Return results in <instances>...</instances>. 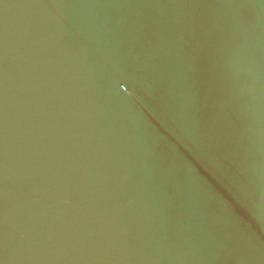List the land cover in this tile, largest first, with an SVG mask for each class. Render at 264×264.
Wrapping results in <instances>:
<instances>
[{
	"label": "water",
	"instance_id": "95a60500",
	"mask_svg": "<svg viewBox=\"0 0 264 264\" xmlns=\"http://www.w3.org/2000/svg\"><path fill=\"white\" fill-rule=\"evenodd\" d=\"M0 264H264V0H0Z\"/></svg>",
	"mask_w": 264,
	"mask_h": 264
}]
</instances>
